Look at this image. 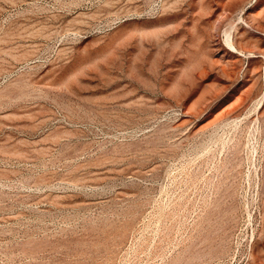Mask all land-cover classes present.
Here are the masks:
<instances>
[{
  "label": "rangeland",
  "instance_id": "rangeland-1",
  "mask_svg": "<svg viewBox=\"0 0 264 264\" xmlns=\"http://www.w3.org/2000/svg\"><path fill=\"white\" fill-rule=\"evenodd\" d=\"M0 264H264V0H0Z\"/></svg>",
  "mask_w": 264,
  "mask_h": 264
},
{
  "label": "bare ground",
  "instance_id": "bare-ground-1",
  "mask_svg": "<svg viewBox=\"0 0 264 264\" xmlns=\"http://www.w3.org/2000/svg\"><path fill=\"white\" fill-rule=\"evenodd\" d=\"M232 30H233V25H231V27L229 29H225L224 30V35H225V38H226V41L225 42H227L228 46H230V47H232V48L235 49V47L233 46L232 41H231V39H232ZM237 125H239V124H237ZM234 127H236V125Z\"/></svg>",
  "mask_w": 264,
  "mask_h": 264
}]
</instances>
